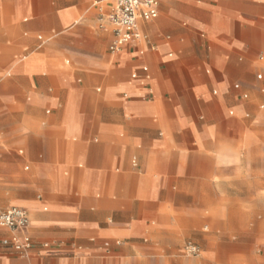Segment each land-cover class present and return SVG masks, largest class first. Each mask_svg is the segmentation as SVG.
Masks as SVG:
<instances>
[{"label": "crops", "instance_id": "crops-1", "mask_svg": "<svg viewBox=\"0 0 264 264\" xmlns=\"http://www.w3.org/2000/svg\"><path fill=\"white\" fill-rule=\"evenodd\" d=\"M95 1L0 0V212L34 243L0 264H167L264 125V0H159L117 54Z\"/></svg>", "mask_w": 264, "mask_h": 264}, {"label": "rangeland", "instance_id": "rangeland-1", "mask_svg": "<svg viewBox=\"0 0 264 264\" xmlns=\"http://www.w3.org/2000/svg\"><path fill=\"white\" fill-rule=\"evenodd\" d=\"M250 136L242 153L250 157L241 162L238 191L223 195L226 202L214 223L202 225L167 264H264V125H255ZM189 244L197 247L198 256L186 254Z\"/></svg>", "mask_w": 264, "mask_h": 264}, {"label": "built area", "instance_id": "built-area-1", "mask_svg": "<svg viewBox=\"0 0 264 264\" xmlns=\"http://www.w3.org/2000/svg\"><path fill=\"white\" fill-rule=\"evenodd\" d=\"M94 6L99 11L100 21L107 22L112 28L109 52L117 54L126 46L145 40L140 22L153 21L158 17L159 0H96ZM29 223L24 209L13 207L0 212V229L10 233L0 242L22 258L28 257L34 247L27 233ZM185 251L190 256L199 254L197 247L190 244Z\"/></svg>", "mask_w": 264, "mask_h": 264}]
</instances>
